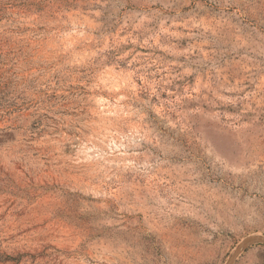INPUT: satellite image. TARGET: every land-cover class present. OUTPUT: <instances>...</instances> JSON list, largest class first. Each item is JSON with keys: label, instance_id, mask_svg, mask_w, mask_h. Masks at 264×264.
<instances>
[{"label": "rangeland", "instance_id": "374dc122", "mask_svg": "<svg viewBox=\"0 0 264 264\" xmlns=\"http://www.w3.org/2000/svg\"><path fill=\"white\" fill-rule=\"evenodd\" d=\"M252 235L264 0H0V264H228Z\"/></svg>", "mask_w": 264, "mask_h": 264}, {"label": "water", "instance_id": "95a60500", "mask_svg": "<svg viewBox=\"0 0 264 264\" xmlns=\"http://www.w3.org/2000/svg\"><path fill=\"white\" fill-rule=\"evenodd\" d=\"M253 243H262L264 244V236L261 235H252L249 236L247 238H245L240 245L238 246V248L236 249L235 253L233 254V256L231 257V259L229 260L228 264H232L235 257L237 256V254L243 250L244 248L248 247L249 245L253 244Z\"/></svg>", "mask_w": 264, "mask_h": 264}]
</instances>
